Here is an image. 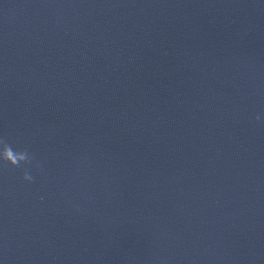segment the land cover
I'll return each instance as SVG.
<instances>
[{"label":"clouds","instance_id":"clouds-1","mask_svg":"<svg viewBox=\"0 0 264 264\" xmlns=\"http://www.w3.org/2000/svg\"><path fill=\"white\" fill-rule=\"evenodd\" d=\"M255 121H261L262 117L256 114L252 117ZM0 164L3 168L19 169L22 173L21 179L28 183H34L36 173L44 174V168L41 161L37 160L35 155L27 148L15 147L5 137H0ZM43 199V197H41Z\"/></svg>","mask_w":264,"mask_h":264}]
</instances>
